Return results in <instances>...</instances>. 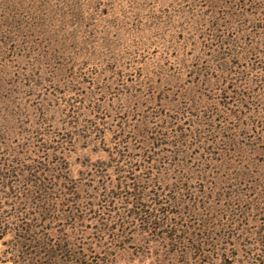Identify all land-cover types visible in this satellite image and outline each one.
I'll return each mask as SVG.
<instances>
[{"label":"rangeland","instance_id":"rangeland-1","mask_svg":"<svg viewBox=\"0 0 264 264\" xmlns=\"http://www.w3.org/2000/svg\"><path fill=\"white\" fill-rule=\"evenodd\" d=\"M64 140L92 264H264V0H0V160Z\"/></svg>","mask_w":264,"mask_h":264},{"label":"trees","instance_id":"trees-1","mask_svg":"<svg viewBox=\"0 0 264 264\" xmlns=\"http://www.w3.org/2000/svg\"><path fill=\"white\" fill-rule=\"evenodd\" d=\"M122 141L120 138L119 143ZM65 143L67 140L56 146L40 145L38 150L47 156L44 160L33 159L27 164H15L12 160L6 164L0 160L1 261L12 264H92V243L87 241L86 235L89 212L92 211L90 198L80 192L82 188L72 186V179L67 176H53L56 173L71 174V169L64 166L67 160ZM117 156L120 157L117 162L123 163L119 172L136 174L137 168H131L133 172L125 168L126 156L120 152ZM54 157L59 159L54 162ZM157 161L149 155L144 160L147 163L145 171L151 173ZM145 195L142 189L138 193L131 192L127 198L133 203H141ZM135 205L130 209V217L140 215L147 225L144 232L175 238L177 228L164 230L168 220L155 215L150 206L139 208ZM259 256L264 260V254Z\"/></svg>","mask_w":264,"mask_h":264}]
</instances>
